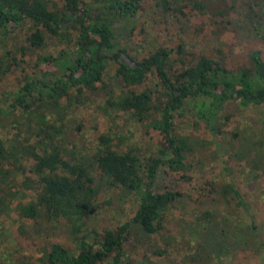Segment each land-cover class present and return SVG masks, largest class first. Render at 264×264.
<instances>
[{
	"label": "trees",
	"instance_id": "1",
	"mask_svg": "<svg viewBox=\"0 0 264 264\" xmlns=\"http://www.w3.org/2000/svg\"><path fill=\"white\" fill-rule=\"evenodd\" d=\"M236 1L228 0L231 12L236 11ZM156 5L164 13L184 16L182 0H157ZM243 5L240 16L222 21L237 28V34L264 40V0H246ZM138 6L139 0H64L61 7L47 0H0V81L24 61V56L34 53L33 65L42 64L35 73L23 74L14 89L1 92L0 128L10 124L15 132L5 139L0 136V212L15 211L34 223L38 218L54 224L63 219L70 233L68 243L74 247L42 245L39 264H152L147 259L129 258L123 244L133 227L145 237L158 232L165 211L179 200L176 191L156 190L160 167L187 169L185 155L194 149L188 137L174 133V112L192 108L214 132L219 130L217 119L225 103L264 107V61L258 49L249 50L246 64L239 67L229 68L220 59L201 55L193 64L170 73L165 63L168 51L163 48L138 61L125 48H116V37L127 38L134 28ZM191 7L202 11L207 5L191 0ZM212 14L221 17L223 12L215 9ZM24 25L27 29L22 43L12 44L14 33ZM48 41L61 45L55 55L36 52ZM102 52L116 57L112 77L118 84H140L147 73L155 71L161 90L154 96L149 88L114 95L103 81L107 62ZM121 53L135 66L124 63ZM96 83L106 96L107 108L147 120L146 125L162 135L165 145L156 149L157 154L142 160L130 149L114 148L111 137L104 134L98 136V148L91 160L68 153L61 146L65 110L80 105L84 93L93 92ZM235 156L247 158L254 174L264 175V140L244 137ZM30 160L29 170L37 178L35 182L29 178L22 181L25 189L34 191L33 198L22 203L23 194L12 187L18 186L16 176L26 170L24 162ZM94 172H98V179ZM101 186L119 187L133 195L136 209L128 221L100 233L93 231L88 240L83 220L95 214ZM219 191L223 199L231 196L246 209L232 181ZM13 201L17 203L11 206ZM202 216L197 233L207 235L198 241L196 255L210 248L219 252L226 238L245 231L237 224H227L225 218L218 219L215 211H205ZM259 245L264 247L263 242Z\"/></svg>",
	"mask_w": 264,
	"mask_h": 264
},
{
	"label": "rangeland",
	"instance_id": "2",
	"mask_svg": "<svg viewBox=\"0 0 264 264\" xmlns=\"http://www.w3.org/2000/svg\"><path fill=\"white\" fill-rule=\"evenodd\" d=\"M47 1L58 7L64 3V0ZM156 1L139 0L134 28L127 38L122 35L116 37V48H125L132 59L141 60L163 48L168 51L165 63L169 64L170 73L193 64L201 55L220 59L229 68H235L246 64L249 50L258 49L264 61V40L237 34V28L222 21L240 16L246 0H237L236 11L232 12L227 7L228 0H199L207 5L202 11L192 9L191 0H182L184 16L162 12ZM215 9L223 15L213 16ZM26 27L16 30L12 44L22 43ZM60 47L48 41L36 52L55 55ZM110 52H102L107 62L103 81L110 85L114 95L120 91L139 92L149 88L154 96L161 90L155 71L147 73L140 84H118L112 77L117 66L116 57L110 58ZM23 58L24 61L0 81V97L2 91L16 87L23 74L35 73L42 67V64L33 65L34 53ZM96 86L93 92L84 93L80 105L65 110L61 146L68 153L91 160L98 148V136L104 134L111 137L110 144L114 148L121 151L130 149L142 160L157 154L156 149L165 145L162 135L147 126V120L139 121L129 112L111 111L105 105L106 96L100 84L96 83ZM173 124L174 133L188 137L194 149L185 155L187 169L171 171L160 167L156 190L176 191L180 195L179 200L165 211L162 226L155 234L145 237L133 227L123 244L125 254L132 260L147 259L152 264H264V247L259 245V242L264 243V175L260 172L255 175L247 158L235 156L244 137L248 136L253 141L264 140V107H241L227 102L217 119L219 130L214 132L205 126L192 108L174 112ZM14 132L10 124L0 128L3 139ZM31 163V160L24 162L26 170L18 173V186L12 187L19 195L23 194L20 198L22 203L32 199L34 194L32 189L21 185L25 178L36 181V175L29 170ZM94 176L98 179V172H94ZM227 181H232L240 192L246 209L235 198L226 196L223 199L220 196V187ZM96 201L99 206L95 214L83 220V232H87L88 240L92 238L93 231L100 233L104 228H114L128 221L136 209V198L119 187L101 186ZM16 203L13 201L11 206ZM205 211H215L218 219L225 218L227 224H237L240 230L245 231L243 234L234 232L233 236L226 238V244L219 252L210 248L196 255L198 241L207 235L197 233ZM53 224L41 218L34 223L15 211L0 212V264H39V248L48 243H60L73 249L68 243L70 233L64 220ZM156 250L161 253H156Z\"/></svg>",
	"mask_w": 264,
	"mask_h": 264
},
{
	"label": "water",
	"instance_id": "3",
	"mask_svg": "<svg viewBox=\"0 0 264 264\" xmlns=\"http://www.w3.org/2000/svg\"><path fill=\"white\" fill-rule=\"evenodd\" d=\"M121 58H122V61L126 64H128L129 66L133 67L135 66V63L129 59V57H127L125 54L121 53Z\"/></svg>",
	"mask_w": 264,
	"mask_h": 264
},
{
	"label": "flooded vegetation",
	"instance_id": "4",
	"mask_svg": "<svg viewBox=\"0 0 264 264\" xmlns=\"http://www.w3.org/2000/svg\"><path fill=\"white\" fill-rule=\"evenodd\" d=\"M120 57H121V54H120Z\"/></svg>",
	"mask_w": 264,
	"mask_h": 264
}]
</instances>
